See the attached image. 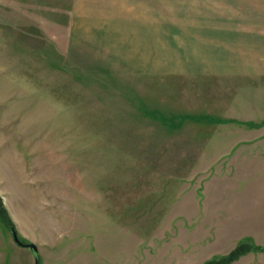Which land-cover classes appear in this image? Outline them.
<instances>
[{
	"label": "rangeland",
	"instance_id": "obj_1",
	"mask_svg": "<svg viewBox=\"0 0 264 264\" xmlns=\"http://www.w3.org/2000/svg\"><path fill=\"white\" fill-rule=\"evenodd\" d=\"M208 1L165 0L166 22L206 20L224 39L206 51L197 36L187 49L192 31L180 29L165 63L130 69L84 64L71 38L110 9L129 13L124 0H0V198L37 264H206L240 242L252 249L229 264L264 253L263 235L226 254L188 249L216 237L212 218L264 202V63H251L261 49L249 19L264 1L248 12Z\"/></svg>",
	"mask_w": 264,
	"mask_h": 264
},
{
	"label": "crops",
	"instance_id": "obj_2",
	"mask_svg": "<svg viewBox=\"0 0 264 264\" xmlns=\"http://www.w3.org/2000/svg\"><path fill=\"white\" fill-rule=\"evenodd\" d=\"M210 1L211 0L208 2ZM233 1H235L234 4L238 9L242 10L243 12L247 10L248 12L252 7L249 2L256 0ZM119 2L120 0H118V3ZM124 2L125 5H127L126 9H130L129 13L120 12L118 10L117 14H115L113 11L114 9H110V16H113V19L99 21L100 24L93 23L88 25V23L84 25L85 29L78 27L73 30L71 38L75 37L74 39L77 42L75 47L77 46L78 48L82 49V53L84 55V64L91 63L94 65L101 62H104L105 64H115L116 66L127 64L131 69L135 65L165 63L166 54H169L166 52V47L170 46L171 43H175V49L177 46H181L176 42L177 39H181L180 36H177L176 39L172 36L173 34H180V29L189 32L192 31L188 36V43L191 44H187V49L193 43H196L194 42V38L197 36L204 37L203 40L205 41L203 44L198 45H205L206 51H208L213 46L214 39L217 40L225 38L218 34H213V31L218 32L221 25H218L217 28H212V26L207 27L206 20H201L199 25L193 23L200 31L196 27L194 29L192 27L183 28L177 27L175 22L172 23L170 21L171 23H167L165 16V0H124ZM109 4L111 3L109 2ZM205 4L206 3L204 2V6ZM199 6L202 7L201 5ZM262 7L264 8V6ZM251 10L253 13L250 15L249 19L253 18L254 15L255 22L252 25V34H256L254 39L255 44H253V49L255 50L253 51H258L261 49V51L258 52L259 55L254 54V56H252L253 60L251 63H264V12L260 9L255 11L254 8ZM258 11L260 12L259 19H257L258 16L256 17ZM174 15L179 17V21L184 17V23L186 26L190 25L189 22H192V20L189 19V15L187 16L180 11H175ZM193 17L194 14H192V19ZM198 17L199 15L197 14V18ZM233 26L234 25H231V27ZM86 27L88 29H86ZM223 28H227V26L224 25ZM193 32H200V34L203 33L204 36L200 34L196 35ZM198 45L191 47L194 51V55L198 59L197 60L193 58L194 63L199 62L198 57L200 56L197 54L200 49H198ZM219 46H225L224 48L236 46L240 48L242 45L237 42L235 46L233 43L230 45L219 43ZM88 50L89 52H87ZM102 56H107V59H100ZM201 57L204 58L200 59L201 63L211 61L207 59V56L206 58L205 56ZM232 61L234 60L226 59L221 62L231 63ZM235 62L246 63V61L241 60H235ZM121 67L123 70V66ZM258 182H260V179ZM239 206H241V214L237 215L238 217L236 215H229L226 217L218 216L212 218V220H217L219 222L218 223L215 221V223L218 224L215 228V230H217V234L214 239H205L203 241L189 240L188 249L191 251V253H193L196 248H199L201 249L200 251H207L210 254H226L236 246L239 240H242L244 237L251 236L254 240H258V238L262 237L261 235H263L264 239V216L262 217V214H264V202L260 200L242 201L240 202ZM244 209H252V214L256 217H246V215H249V212ZM208 220L211 221V218ZM261 241L263 242L258 244L264 245V240ZM18 248L20 247L15 245L12 239L6 234L5 227L0 224V264H15L14 261H8V255L9 253L15 252V250ZM232 264H264V253H249Z\"/></svg>",
	"mask_w": 264,
	"mask_h": 264
},
{
	"label": "trees",
	"instance_id": "obj_3",
	"mask_svg": "<svg viewBox=\"0 0 264 264\" xmlns=\"http://www.w3.org/2000/svg\"><path fill=\"white\" fill-rule=\"evenodd\" d=\"M0 223L5 227L6 230H10L11 228H13V223L10 220L5 207L3 206L1 198H0ZM251 249L252 248L248 246L247 244L240 242L236 246V248L231 253H229L227 256L211 260L207 262L206 264H229L232 261H235L239 256H242L243 254H245L247 251Z\"/></svg>",
	"mask_w": 264,
	"mask_h": 264
},
{
	"label": "water",
	"instance_id": "obj_4",
	"mask_svg": "<svg viewBox=\"0 0 264 264\" xmlns=\"http://www.w3.org/2000/svg\"><path fill=\"white\" fill-rule=\"evenodd\" d=\"M10 236L12 238V241L15 243V245L21 248H27L34 254L35 264H37L38 263V254H37L38 251H37L36 246L32 243H23L22 241H20V239L18 238L17 232L14 228H11Z\"/></svg>",
	"mask_w": 264,
	"mask_h": 264
}]
</instances>
